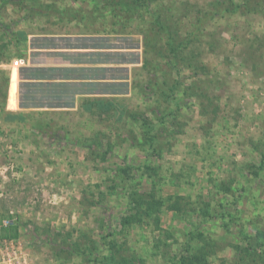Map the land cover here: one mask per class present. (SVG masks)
Here are the masks:
<instances>
[{
    "label": "rangeland",
    "instance_id": "374dc122",
    "mask_svg": "<svg viewBox=\"0 0 264 264\" xmlns=\"http://www.w3.org/2000/svg\"><path fill=\"white\" fill-rule=\"evenodd\" d=\"M111 1L121 0H0V62L13 65L27 45L49 43L36 36L54 33L69 36L60 46L103 49L89 58L120 82L110 84L106 113L68 99L50 101L56 110L11 112L0 71V264H174L203 246L198 233L212 245L202 264H264L260 251L237 248L248 237L264 250V0H151L179 38L196 37L183 51L194 68L178 71L143 53L153 18L143 9L128 25ZM163 73L180 82L176 109L150 93ZM16 78L13 69L11 98ZM30 88L20 87L26 96ZM173 110L176 118L159 122ZM133 190L163 206L135 211ZM176 200L181 211L168 208ZM136 212L140 223L121 224Z\"/></svg>",
    "mask_w": 264,
    "mask_h": 264
},
{
    "label": "crops",
    "instance_id": "0c3cea01",
    "mask_svg": "<svg viewBox=\"0 0 264 264\" xmlns=\"http://www.w3.org/2000/svg\"><path fill=\"white\" fill-rule=\"evenodd\" d=\"M103 34L98 35V38L107 36L105 33ZM89 35H82V37L88 39L90 38ZM64 37L54 33H41L34 39L48 41L49 43L46 42L42 45L40 43L34 47L30 44L27 45L28 48L20 53L19 60H22L20 67H13L9 61L0 62V71L4 72L6 70L7 77L10 80L4 102L5 109L11 112L31 109L50 111L59 108L58 106H50L52 105L50 101H58V104H60V101H66V99H68L69 104L85 103L93 107L101 104L97 106L100 110L103 105H110L107 98L111 95L115 96L110 91V84L120 82L115 79L103 78L100 75V69L103 68L101 62L96 63L92 57L89 58V55L93 56L95 52L104 50L94 51L92 48H87L86 44L79 48L70 44L60 46L58 39ZM84 40L86 41V39ZM8 68L9 71H7ZM13 69L16 70L17 78L16 92L11 98L10 84ZM21 71L28 72V76H22ZM96 73L98 74L96 75ZM26 84L29 85V88L31 87L29 97L22 93V89H20L21 85ZM32 102L34 105L28 109L26 104L30 103L29 105H32Z\"/></svg>",
    "mask_w": 264,
    "mask_h": 264
},
{
    "label": "trees",
    "instance_id": "16d2710c",
    "mask_svg": "<svg viewBox=\"0 0 264 264\" xmlns=\"http://www.w3.org/2000/svg\"><path fill=\"white\" fill-rule=\"evenodd\" d=\"M249 1V0H247ZM248 2H245L247 5ZM110 5L118 6L121 12L126 14V21L129 24L132 23L134 20L132 18V15L135 18V14L144 9V12L148 15H150L153 20L151 24H147V29L143 33V48H144V55L152 54L154 57H160L164 59V65L167 68H170L171 70L178 71V68H194V63L192 62V58L194 55L190 54H184L183 51L190 50V46L193 44V42L196 40L195 35L191 32L189 35H187L184 38L178 37V31H176V28L173 27L172 24L169 23L168 20L163 19L161 14L157 11H152L150 8L151 0H121L120 2H114L111 1L109 3ZM244 4V5H245ZM236 8H240V5H237ZM236 8L232 9L231 12H235ZM225 11L230 12V9L226 8ZM84 18V17H83ZM131 22V23H130ZM116 24V23H113ZM194 27L197 26L196 24H193ZM126 26V25H123ZM123 28V27H121ZM117 29H113V31H116ZM123 30V29H122ZM120 31V28L118 29ZM124 31V30H123ZM179 38V39H178ZM192 50V49H191ZM193 52V51H192ZM19 58L21 57L20 53L17 55ZM153 57V58H154ZM7 62V60L5 61ZM152 63L150 60L144 58L142 67L145 69L146 67L150 66ZM185 65V66H184ZM158 66V65H157ZM178 73V72H177ZM193 74H196L193 72ZM154 76V75H153ZM170 76L167 75V73H163V75L160 77L161 81H158L155 78L153 79L152 87H150L151 94H156L157 92L161 93V97L164 99L165 102H171L175 105V109L179 107V104L176 102L175 95L176 92L179 91L180 82L176 78H174V81L171 83L169 79ZM169 83V84H168ZM159 84V86H158ZM155 87H158L156 91H154ZM166 87V90H165ZM186 94V93H185ZM193 96V95H190ZM111 105H103L102 106V112L106 113L110 111ZM158 110V109H157ZM178 111H169L164 114L160 111V118L158 119L159 122L163 123L164 120L167 118L174 119L177 117ZM148 127H151L148 126ZM149 131L146 133L147 138L146 142L148 143L149 147H154L155 137L153 134L149 135ZM152 151V150H151ZM264 165V156L261 158L260 164L258 166V169L262 168ZM145 168H147L145 166ZM120 173L125 176V178L130 179V176L128 175V171H130V167H126L123 169H119ZM256 174V173H254ZM225 191H228V188L225 189ZM129 204L134 205V210L138 211V207L142 206L145 208L144 213L147 216V212L154 213L158 212L163 206V201L156 199L153 195H147L146 198L139 197L135 191H131L128 196ZM178 201H174L168 205V208L172 211H181ZM201 214L204 218H207L209 216L208 207H205L204 210H201ZM142 220V216L136 212L135 214H131L130 216L122 219V225L126 226L133 223H140ZM155 227H158V217H155L154 219ZM3 231H6L3 229ZM4 236H7V234L4 232ZM197 237L203 244L199 248L191 249L190 247L186 249L185 254L181 255L179 259L175 261L174 264H202V262H205L206 257L209 255L210 250L212 249V245L210 242H208L202 234H197ZM196 237V238H197ZM195 238V237H194ZM192 236V240H194ZM244 241L246 243L245 247L241 248L238 246V251L242 253L244 256L249 257L250 255H257V252L260 251L261 255H264V250H261V243L255 242L250 243L248 237H244Z\"/></svg>",
    "mask_w": 264,
    "mask_h": 264
},
{
    "label": "built area",
    "instance_id": "2783aa9c",
    "mask_svg": "<svg viewBox=\"0 0 264 264\" xmlns=\"http://www.w3.org/2000/svg\"><path fill=\"white\" fill-rule=\"evenodd\" d=\"M22 65V60H15L13 62V67H20Z\"/></svg>",
    "mask_w": 264,
    "mask_h": 264
}]
</instances>
